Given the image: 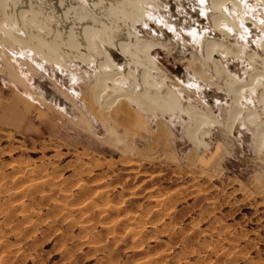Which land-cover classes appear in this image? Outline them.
Returning <instances> with one entry per match:
<instances>
[{
    "label": "rangeland",
    "instance_id": "374dc122",
    "mask_svg": "<svg viewBox=\"0 0 264 264\" xmlns=\"http://www.w3.org/2000/svg\"><path fill=\"white\" fill-rule=\"evenodd\" d=\"M50 1L57 2L38 0L37 14L47 17L49 7L43 6ZM198 1H142L131 21L138 22L135 30L163 31L190 43L193 21L209 30L194 10ZM238 1L264 10L262 1ZM5 29L10 35L0 31V264H264V147L253 140L264 106L253 90L245 93L243 106L257 115L240 119L231 134L227 94L213 78L203 81L189 71L204 69L203 62L156 51L160 73L153 72L154 85L159 87V74L166 75L184 109L151 114L127 99L107 109L112 92H137L138 85L119 80L91 105L96 70L90 57L73 51L45 61L11 40L21 34L14 18ZM235 31L241 40L242 26ZM258 32L247 35L255 51ZM105 50L117 65L125 62L116 50ZM221 61L232 75L245 76L248 68L238 57ZM189 105L211 114L201 144L187 134Z\"/></svg>",
    "mask_w": 264,
    "mask_h": 264
},
{
    "label": "bare ground",
    "instance_id": "6f19581e",
    "mask_svg": "<svg viewBox=\"0 0 264 264\" xmlns=\"http://www.w3.org/2000/svg\"><path fill=\"white\" fill-rule=\"evenodd\" d=\"M142 1L157 4L161 0L50 1L47 6L43 4V7H49L47 17L37 14L36 10L42 9V3L38 0H0V31L9 36L5 23L14 18L21 34L10 36L11 40L14 38L20 41L33 53L44 57L45 61L59 54L71 55L73 51L90 57L96 70L89 92L91 105H98L101 98L112 92L119 80H123L135 82L139 87L138 91H131L130 86L127 92H112L105 102V108L110 109L114 103L127 99L151 114L181 112L184 107L180 97L167 85L166 75L159 74L156 77L159 87L154 85L155 77L152 74L160 73V64H157L153 54L164 51L172 56L189 54L203 62L206 66L204 69L199 72H193L192 69L189 71L203 81L213 78L212 84L227 94L231 105L227 108L228 121L225 124L231 134L240 119L248 121L253 115H257L249 107L243 106V100L245 93L253 90L252 95L256 101L264 106V66L261 64L262 61L264 63V10H256L255 5L244 6L238 0H199L194 5V10L207 22L209 30L202 31L199 24L193 21L194 24L187 33L191 41L188 40V43L163 31L149 32L146 27L140 31L135 30L138 22L134 24L131 21L134 16L132 10H136L133 7ZM259 1L263 2L264 9V0ZM239 25L245 33L241 34V40L235 37V30ZM250 29L259 31L258 39L254 41L257 51L249 47L247 35L251 36ZM105 46L116 50L125 62L117 65ZM227 55L238 57L247 66L243 78L232 75L223 66L221 58ZM130 65L135 66V72L130 69ZM260 80L263 82L259 89L254 88ZM185 109L191 119L187 134L194 143L201 144L206 138L207 132L203 129L211 120V114L193 105ZM253 140L258 149L264 147V121L255 127Z\"/></svg>",
    "mask_w": 264,
    "mask_h": 264
},
{
    "label": "crops",
    "instance_id": "0c3cea01",
    "mask_svg": "<svg viewBox=\"0 0 264 264\" xmlns=\"http://www.w3.org/2000/svg\"><path fill=\"white\" fill-rule=\"evenodd\" d=\"M15 106H17V105H15ZM18 108H19V105H18ZM6 109H9V110H11V106L10 107H7ZM26 115H24V117H25ZM1 125V124H0Z\"/></svg>",
    "mask_w": 264,
    "mask_h": 264
}]
</instances>
